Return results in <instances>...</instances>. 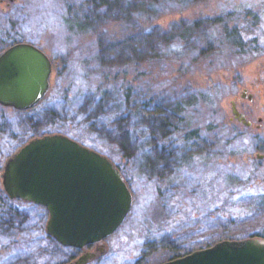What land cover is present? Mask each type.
Instances as JSON below:
<instances>
[{
	"label": "rangeland",
	"instance_id": "obj_1",
	"mask_svg": "<svg viewBox=\"0 0 264 264\" xmlns=\"http://www.w3.org/2000/svg\"><path fill=\"white\" fill-rule=\"evenodd\" d=\"M182 3L161 12L150 0H0V53L27 41L53 60L50 88L40 102L27 110L0 104V191L7 158L45 133L67 134L120 163L109 136L87 125L90 114H103L92 100L99 86L121 107L128 85L132 104L183 97L182 118L175 114L172 122L201 134L184 156L180 138L173 163L152 144L146 155L156 161L155 175L143 166L146 158L143 164L137 158L123 162L132 208L105 239L106 252L86 264H159L173 258V247L190 249L196 241L206 247L214 233L240 239L264 231V0ZM196 21L211 50L193 56L172 44L184 24ZM224 25L237 28L235 41L224 36ZM165 38L168 52L147 46ZM124 75L119 86L113 77ZM232 101L250 125L235 117ZM216 137L219 152L209 148ZM5 205L11 210L0 214V264H61L77 254L59 248L46 232L44 208L23 201ZM150 242L160 246L144 256Z\"/></svg>",
	"mask_w": 264,
	"mask_h": 264
},
{
	"label": "water",
	"instance_id": "obj_2",
	"mask_svg": "<svg viewBox=\"0 0 264 264\" xmlns=\"http://www.w3.org/2000/svg\"><path fill=\"white\" fill-rule=\"evenodd\" d=\"M53 62L34 43L19 41L0 53V104L25 110L47 94ZM251 96V95H250ZM235 117L247 119L232 101ZM2 187L11 199L46 207V232L64 246L103 242L124 222L133 192L107 154L71 136L51 132L24 142L6 160ZM106 247L82 252L65 264H86ZM159 264H264V238H228Z\"/></svg>",
	"mask_w": 264,
	"mask_h": 264
},
{
	"label": "trees",
	"instance_id": "obj_3",
	"mask_svg": "<svg viewBox=\"0 0 264 264\" xmlns=\"http://www.w3.org/2000/svg\"><path fill=\"white\" fill-rule=\"evenodd\" d=\"M150 4L156 6L155 9L161 10V12H168L175 9H180L184 6H186L185 3H182V0H150ZM213 23L221 22V18L218 20V18L212 19ZM221 24V23H220ZM12 29L15 28L14 25H11ZM236 27H233L231 30L227 28L226 25L223 27V34L224 36L231 37L234 41L236 40ZM182 33H179L176 40L172 45H180L184 47V51L187 54H191L193 56L203 54L206 51L211 50L210 43L207 42L208 36L206 35V32H202L201 28L199 27V24L196 22H190L186 23L182 26L181 29ZM13 34V33H12ZM12 36V35H11ZM238 37V36H237ZM15 40V39H13ZM237 43H240L237 41ZM163 44V46H161ZM170 43L165 38L163 39V42H159L156 46V43H153L152 46L147 45L149 49L151 50H158L162 51V48H165L168 52L170 48ZM160 45V46H159ZM242 45V44H240ZM190 52V53H188ZM201 56V55H200ZM109 74L107 75V77ZM119 76V75H117ZM114 76L113 80L118 82L119 86L125 85V82L127 79L124 76L117 77ZM139 78V76L137 77ZM137 78H135L137 80ZM121 80V81H120ZM132 83V81H129V83ZM130 83V84H131ZM123 84V85H122ZM132 85H128V87H125L124 94H123V106L120 105L115 106L112 100V96L108 92L107 89L99 90V87L96 90L95 97H93L94 104L97 102L98 107L102 108L99 111H102L103 114H107V118L102 116L99 112V115L93 118V114H90V118L88 119V127L94 128L97 131L103 132V135L109 136L111 145H115L118 147L119 151L118 154L120 155V163H117L118 167L121 169L122 173L124 174L128 184L130 185L128 173L124 172V164L123 162L132 160V158H137L141 164L144 163V159L146 158L145 163L143 164L144 167L150 168L149 173H152V175H155V168L156 167V161H153V159L146 155L147 152L151 151L152 144H156L157 147L167 155L169 158V161L173 163V158L175 155L174 149H179V142L180 138H182V142L180 146H182L180 149L181 152H183V155H187L190 152L191 146L197 145V138L200 137L199 128H187L186 125L174 124L172 122V117L177 114L178 118H182V115L179 113L183 111V106H187V100H184L183 97L176 99L173 103H170L169 101H163V103L160 104H154L153 99H149L146 101V103H131L130 96L132 91ZM123 88V87H121ZM96 101V102H95ZM96 107V106H95ZM121 110V111H120ZM125 124L128 125V127H124ZM243 124V123H242ZM245 125V124H244ZM121 129L122 131H119ZM122 133V134H119ZM217 135V134H216ZM233 136H227L225 138L224 142L222 143L223 146L228 145L230 140H232ZM221 139V138H220ZM20 145L17 146V148ZM91 147H95L94 145H91ZM221 147V143L219 141V137L211 141L209 143V148L212 149L216 148L219 152ZM170 163V164H172ZM171 166V165H170ZM6 192L3 190L0 191V214L6 212V210H11L10 207L6 206L5 204H10L11 206L16 203L17 201H23L21 199H11ZM25 202V201H23ZM30 204H34L35 206L44 208L46 214L48 215V211L46 207L32 203L27 202ZM7 213V212H6ZM222 225V224H220ZM221 226H218V229L216 228V231H225L224 229L220 228ZM262 235V236H261ZM256 236L264 237V231L261 233H256ZM53 238V237H52ZM227 238L225 234L222 233H214L210 239V242L207 244L212 245L216 241ZM54 239V238H53ZM56 244L60 247L68 249H75L77 252V248L71 247V246H64L60 244L56 239H54ZM192 247L190 249L187 248H180V247H173V250L175 253L173 254V258L183 255L185 253H188L192 250H195L197 248H202V243L200 241H196L192 243ZM160 246V243L156 242H150L146 248V250L143 252L144 256L150 255L153 250L158 249ZM162 246L169 247L170 244L168 242L163 241ZM72 257L76 255V253H70ZM69 254V255H70ZM138 264V261H137Z\"/></svg>",
	"mask_w": 264,
	"mask_h": 264
},
{
	"label": "flooded vegetation",
	"instance_id": "obj_4",
	"mask_svg": "<svg viewBox=\"0 0 264 264\" xmlns=\"http://www.w3.org/2000/svg\"><path fill=\"white\" fill-rule=\"evenodd\" d=\"M10 1H14V0H10ZM10 3V2H9ZM33 43V42H32ZM35 44V43H34ZM37 45V44H35ZM38 47H40L39 45H37ZM42 50H44L42 47H40ZM45 51V50H44ZM46 52V51H45ZM47 53V52H46ZM52 60V59H51ZM53 62V60H52ZM51 83V82H50ZM103 247H106V242L105 239L103 240V242H97V243H93V244H89L87 245L84 249H77V254L74 255L73 257H71L68 261L75 259L77 256H79L82 252L87 251V250H97L100 251V249H102ZM97 259V258H96ZM62 262L61 264H65L66 262Z\"/></svg>",
	"mask_w": 264,
	"mask_h": 264
}]
</instances>
